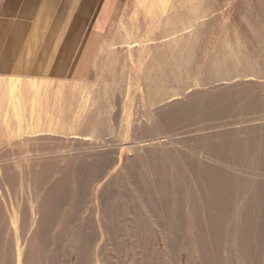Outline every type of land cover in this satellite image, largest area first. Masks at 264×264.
<instances>
[{"label": "rangeland", "instance_id": "1", "mask_svg": "<svg viewBox=\"0 0 264 264\" xmlns=\"http://www.w3.org/2000/svg\"><path fill=\"white\" fill-rule=\"evenodd\" d=\"M195 3L116 0L64 73L0 75V264H70L117 198L173 212L179 264H264V0Z\"/></svg>", "mask_w": 264, "mask_h": 264}, {"label": "crops", "instance_id": "2", "mask_svg": "<svg viewBox=\"0 0 264 264\" xmlns=\"http://www.w3.org/2000/svg\"><path fill=\"white\" fill-rule=\"evenodd\" d=\"M115 2L0 0V75L18 73L23 76L31 66L34 73L42 70L46 74H57L61 70L64 73L66 65L61 68L53 62L73 54L82 56L87 53L85 49H93L91 41L101 36L104 18L110 14ZM51 24L59 25V31H52ZM73 24L77 30L71 31ZM85 27L87 42L81 40ZM45 55L58 58H49L48 65L43 68L40 61ZM63 60L59 63H64ZM127 203L128 200L117 198L111 208L99 207L98 220L93 217L94 239L88 242L79 235L74 240L70 245V264H179L178 242L174 245V239L169 242L163 235V223L171 222L173 225V212L169 216L168 211L165 214V209L154 203L144 218L138 209V201L132 202L135 211L130 210ZM33 237L36 240L35 235ZM60 242H64L62 246L65 249L68 248L67 239Z\"/></svg>", "mask_w": 264, "mask_h": 264}, {"label": "bare ground", "instance_id": "3", "mask_svg": "<svg viewBox=\"0 0 264 264\" xmlns=\"http://www.w3.org/2000/svg\"><path fill=\"white\" fill-rule=\"evenodd\" d=\"M197 1L200 2L199 4H201V3L207 2L208 0H197ZM199 4L195 3V5H199ZM203 5H204V4H203ZM203 5H202V6H203ZM183 12H184V10H183ZM183 12H182V13H183Z\"/></svg>", "mask_w": 264, "mask_h": 264}]
</instances>
